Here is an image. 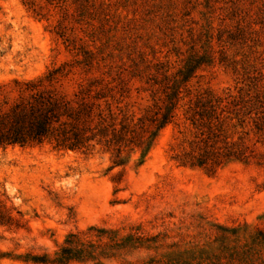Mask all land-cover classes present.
<instances>
[{"label":"rangeland","instance_id":"374dc122","mask_svg":"<svg viewBox=\"0 0 264 264\" xmlns=\"http://www.w3.org/2000/svg\"><path fill=\"white\" fill-rule=\"evenodd\" d=\"M84 50L89 72L74 64ZM188 59L207 62L142 163L132 150L113 166L99 146L0 149V201L17 221L0 226V264H56L71 235L93 253L67 264H264V163H180L198 141L189 99L264 89V0H0V85L67 64L56 88L71 96L88 77L136 67L122 104L139 115L154 82Z\"/></svg>","mask_w":264,"mask_h":264},{"label":"trees","instance_id":"16d2710c","mask_svg":"<svg viewBox=\"0 0 264 264\" xmlns=\"http://www.w3.org/2000/svg\"><path fill=\"white\" fill-rule=\"evenodd\" d=\"M81 53L82 60L74 64L89 72L97 62L89 51ZM206 62L188 59L175 75L161 76L154 82L156 88L151 89V104L139 115L122 104L129 97V81L139 76L136 67L129 79L119 73L88 77L71 96L56 88L69 74L64 71L67 64L34 79L1 84L0 149L48 145L57 151L88 154L99 146L114 152L113 166L125 164L128 156L122 154L132 150L140 152L142 163L158 133L175 120L180 102L188 97V79ZM249 91L237 98L207 94L188 100L184 119L195 130L198 141L191 153L183 155L182 165L212 172L230 161L264 163L260 151L264 149V89ZM12 225L17 226V221L0 201V226ZM75 239V235L66 239L56 264L92 258L90 246L78 248ZM31 261L46 263L44 257Z\"/></svg>","mask_w":264,"mask_h":264}]
</instances>
